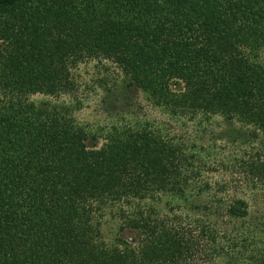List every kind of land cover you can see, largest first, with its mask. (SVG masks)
<instances>
[{"label":"trees","instance_id":"1","mask_svg":"<svg viewBox=\"0 0 264 264\" xmlns=\"http://www.w3.org/2000/svg\"><path fill=\"white\" fill-rule=\"evenodd\" d=\"M262 51L264 0H0V264H264V217L211 191L208 149L186 142L213 115L264 135ZM87 59L182 131L120 115L89 147L85 126L31 99L73 96ZM255 151L241 166L264 195ZM107 209L135 243L105 241Z\"/></svg>","mask_w":264,"mask_h":264},{"label":"rangeland","instance_id":"2","mask_svg":"<svg viewBox=\"0 0 264 264\" xmlns=\"http://www.w3.org/2000/svg\"><path fill=\"white\" fill-rule=\"evenodd\" d=\"M259 58L264 62L263 51L260 52ZM73 74L77 83L73 96L63 95L56 98L37 94L31 96V99L55 105L85 126L94 135L86 142L89 147L101 144L103 140L100 133H104L120 115L125 117L124 123L156 118L160 121L153 120L164 132L173 135L174 132L182 131L176 128L175 123L168 122L170 120L166 116H161L158 109L152 108L137 88L128 85V79L114 63L108 60L87 59L74 68ZM194 133H196L194 130L187 129L186 142L188 146L194 143L197 147L203 145L208 149L205 156L210 168L205 166L203 177L213 184L211 191L222 197L224 195L245 199L249 205L248 219L251 223H256L258 219L262 220L263 188L261 184L249 182L250 180L245 177L241 159L248 158L256 149L261 151L260 156L264 160V135L258 134L253 137L249 128L233 121L227 122L217 115L203 121L201 130L196 135ZM220 208L217 207V210ZM114 210L110 212V209H107L100 218L103 238L111 243L119 236L135 243L136 232L129 229L121 230L120 220L113 217ZM217 218L218 220L212 221L220 223L221 227L233 226L234 222L225 218L221 209Z\"/></svg>","mask_w":264,"mask_h":264}]
</instances>
